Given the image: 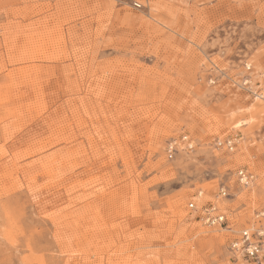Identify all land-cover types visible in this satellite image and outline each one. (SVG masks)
<instances>
[{
  "label": "rangeland",
  "instance_id": "374dc122",
  "mask_svg": "<svg viewBox=\"0 0 264 264\" xmlns=\"http://www.w3.org/2000/svg\"><path fill=\"white\" fill-rule=\"evenodd\" d=\"M259 226L264 0H0V264H250Z\"/></svg>",
  "mask_w": 264,
  "mask_h": 264
},
{
  "label": "built area",
  "instance_id": "2783aa9c",
  "mask_svg": "<svg viewBox=\"0 0 264 264\" xmlns=\"http://www.w3.org/2000/svg\"><path fill=\"white\" fill-rule=\"evenodd\" d=\"M139 6L138 3L135 4ZM247 81H245L246 83ZM182 139H186L183 136ZM173 144H169V150H172ZM237 144L235 137H226L223 139H216L215 146L217 148H223L227 151H232ZM237 181L242 185H248L252 181L254 175L246 169H238L236 172ZM201 194V192H199ZM226 187L221 185L218 187V195L221 197L227 196ZM188 207L195 209V205L192 202L188 203ZM201 220L208 226H225V229L229 230L228 219L226 214L214 203L207 204L201 209ZM264 227L242 229L238 235L233 238L230 243L231 250L243 257L247 263L250 264H264Z\"/></svg>",
  "mask_w": 264,
  "mask_h": 264
},
{
  "label": "bare ground",
  "instance_id": "6f19581e",
  "mask_svg": "<svg viewBox=\"0 0 264 264\" xmlns=\"http://www.w3.org/2000/svg\"><path fill=\"white\" fill-rule=\"evenodd\" d=\"M40 95H41V94H40ZM256 98L262 99L261 94H260V95L258 94V96H256ZM247 101H248V100H247ZM230 115L233 116L232 113H231ZM230 118H232V117H230ZM242 122H244V121H243V120H242V121H237V122L235 121L232 127H233V128H236V127L240 126V125L242 124ZM205 232H206V231H205ZM214 234H216V233H214ZM202 236H203V235H202ZM211 238H212V237H211ZM216 243H217V242H216Z\"/></svg>",
  "mask_w": 264,
  "mask_h": 264
}]
</instances>
